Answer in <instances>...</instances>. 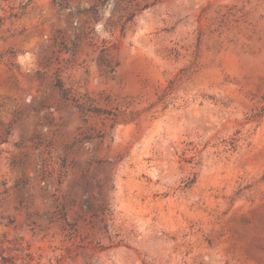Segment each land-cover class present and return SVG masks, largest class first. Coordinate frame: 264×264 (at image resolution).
<instances>
[{"label":"rangeland","instance_id":"374dc122","mask_svg":"<svg viewBox=\"0 0 264 264\" xmlns=\"http://www.w3.org/2000/svg\"><path fill=\"white\" fill-rule=\"evenodd\" d=\"M0 17V264H264V0Z\"/></svg>","mask_w":264,"mask_h":264},{"label":"trees","instance_id":"16d2710c","mask_svg":"<svg viewBox=\"0 0 264 264\" xmlns=\"http://www.w3.org/2000/svg\"><path fill=\"white\" fill-rule=\"evenodd\" d=\"M2 17H0V25L2 24ZM55 86L57 87L60 95L62 98L67 99V100H71L73 103L76 104V106L79 109H84L83 105L81 103L78 102V100H76L74 98V96L72 94H70V92L68 91L67 88H65L60 80V78L58 76H55Z\"/></svg>","mask_w":264,"mask_h":264}]
</instances>
